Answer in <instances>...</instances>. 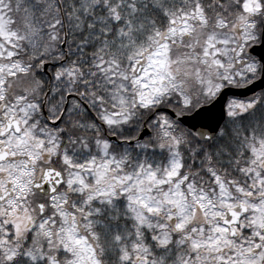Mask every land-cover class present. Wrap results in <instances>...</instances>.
I'll return each mask as SVG.
<instances>
[{
  "label": "snow or ice",
  "instance_id": "1",
  "mask_svg": "<svg viewBox=\"0 0 264 264\" xmlns=\"http://www.w3.org/2000/svg\"><path fill=\"white\" fill-rule=\"evenodd\" d=\"M0 264H264V0H0Z\"/></svg>",
  "mask_w": 264,
  "mask_h": 264
}]
</instances>
